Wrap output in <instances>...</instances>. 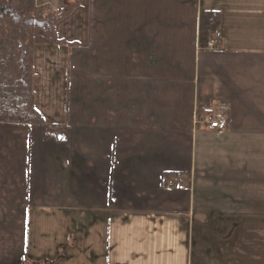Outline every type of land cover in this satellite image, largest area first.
Wrapping results in <instances>:
<instances>
[{
    "label": "crops",
    "instance_id": "obj_1",
    "mask_svg": "<svg viewBox=\"0 0 264 264\" xmlns=\"http://www.w3.org/2000/svg\"><path fill=\"white\" fill-rule=\"evenodd\" d=\"M36 5L65 43L33 50L46 124L0 123V264H264V0Z\"/></svg>",
    "mask_w": 264,
    "mask_h": 264
},
{
    "label": "trees",
    "instance_id": "obj_2",
    "mask_svg": "<svg viewBox=\"0 0 264 264\" xmlns=\"http://www.w3.org/2000/svg\"><path fill=\"white\" fill-rule=\"evenodd\" d=\"M43 11V7H37L36 0H0V123L46 124L35 107L33 50L40 44L65 43L58 38L55 28L68 11L49 12L46 15ZM220 24L218 12H202V48L207 45L211 32L220 28ZM52 128L55 127L48 126V132ZM53 263L54 260H48L26 264Z\"/></svg>",
    "mask_w": 264,
    "mask_h": 264
},
{
    "label": "built area",
    "instance_id": "obj_3",
    "mask_svg": "<svg viewBox=\"0 0 264 264\" xmlns=\"http://www.w3.org/2000/svg\"><path fill=\"white\" fill-rule=\"evenodd\" d=\"M63 10V8H60V9H58L57 11H62ZM214 46V43H213V41H210L209 43H208V47H213ZM209 123H210V125H211V127H215V128H220L221 126H222V123H221V120L218 118V117H216V118H209Z\"/></svg>",
    "mask_w": 264,
    "mask_h": 264
},
{
    "label": "rangeland",
    "instance_id": "obj_4",
    "mask_svg": "<svg viewBox=\"0 0 264 264\" xmlns=\"http://www.w3.org/2000/svg\"><path fill=\"white\" fill-rule=\"evenodd\" d=\"M62 12H63V11H62ZM62 12H60V13H62ZM48 13H49V12H48ZM48 13H45V10L43 11V14H45V15L48 14ZM33 70H34V69H33ZM52 129H54V128H52Z\"/></svg>",
    "mask_w": 264,
    "mask_h": 264
}]
</instances>
